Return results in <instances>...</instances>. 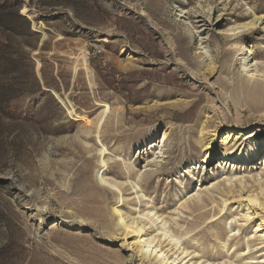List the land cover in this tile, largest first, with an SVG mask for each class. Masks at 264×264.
Returning a JSON list of instances; mask_svg holds the SVG:
<instances>
[{
	"label": "rangeland",
	"instance_id": "374dc122",
	"mask_svg": "<svg viewBox=\"0 0 264 264\" xmlns=\"http://www.w3.org/2000/svg\"><path fill=\"white\" fill-rule=\"evenodd\" d=\"M254 17H264V0H0V264H137L117 240L96 235L114 200L96 186L97 142L86 134L103 105L101 140L135 170L170 126L164 162L144 173L157 206L171 209L199 185L238 172L218 167L225 132L259 130L226 160L253 162L251 143L264 140V118L256 119L264 89L239 87L238 62L245 42L253 44L251 58L264 62L263 25L242 39L225 30ZM198 33L207 58L197 50ZM200 126L212 133L207 155L197 144ZM193 164L195 177L184 173ZM115 165L108 175L119 178Z\"/></svg>",
	"mask_w": 264,
	"mask_h": 264
},
{
	"label": "bare ground",
	"instance_id": "6f19581e",
	"mask_svg": "<svg viewBox=\"0 0 264 264\" xmlns=\"http://www.w3.org/2000/svg\"><path fill=\"white\" fill-rule=\"evenodd\" d=\"M181 11L180 13H182ZM258 25H263L260 31L262 30L264 33V17H254L249 22L233 24L225 30V33L230 37L234 36L237 39H242L244 34L257 29ZM198 34L200 38L197 50L203 52V58H207V44L204 41L206 38H202V34ZM253 50L251 42H245L240 47L238 69L243 76V81L239 78L238 85L240 87L241 85L255 83L264 89V62L260 61V63L254 60L253 57L251 58ZM211 64H213L212 59L205 66L209 68ZM230 83L233 82L231 81ZM225 102L223 103L225 104ZM261 106L264 109V104ZM238 107L234 105L233 110L236 111ZM263 109L258 111L259 116L257 118L253 114L256 119L262 120L264 118ZM108 110V106L103 105V109L98 119L95 120L93 128H89L87 132L85 131L87 135L94 134L97 142L96 148L94 147L96 154L95 166H97L93 171L96 186L103 192L109 193L111 198L114 199L110 201L109 205L105 202L107 205L105 209L106 218L104 222H99L101 230L99 232L96 230L99 242L117 240L116 242L119 244L118 249L124 250V248H128L130 254L127 256V259H130V257L134 259L135 257L137 264H264V155L261 157L259 163H255L260 159L261 152L264 150V140L258 142L252 138L254 140L251 143L253 149L250 150H253V162L249 161L248 155L240 158L236 164L232 162L231 165L226 161L231 158V152L235 150L236 145L243 143V138L259 135V130L246 132L245 134H242L240 130L225 132L220 142L223 159L218 164V167L223 169L228 165L231 170L235 167V171L238 170V172L236 171L235 174H231L230 171L228 172L229 174L223 175V178H221V175V180L215 177L211 182L204 184L203 187L199 185L197 189L194 188L196 190H193L192 193L188 192L182 195V197L180 196L181 198L177 200L176 204H173V208L165 209L157 206L155 199L151 198L150 194L146 192L144 173L147 174V171L148 173L154 172L153 170L158 171V167L160 168L161 163L164 162L162 151H164V143L171 132L170 126L165 125L166 127L164 126L165 128L158 139L148 144L147 150L150 151L151 157H146V164L143 166L142 171L135 170L132 161H125L120 159L119 156L110 154L107 145L101 140L103 128L108 120V116H106ZM208 116H211V114ZM223 116L225 117V115ZM235 116L237 118V111L235 112ZM89 125L92 126L91 124ZM200 127L198 142H196L200 145L201 152L205 151L207 155L208 152L206 151L209 149L208 145L211 139L208 134L212 133L204 132V126ZM213 132L216 134V131ZM257 156H259L258 159ZM116 159L120 160L119 163H116L117 166L115 164L112 165H115L118 168L117 170L121 172L119 178L115 176L117 179L108 175L112 166L109 167V162H113ZM201 162L200 168L201 170H205L203 166L205 160L203 159ZM196 168L197 164L188 166L184 173L195 177V171L199 166ZM238 173L239 176L236 175ZM67 183L65 185H68ZM67 210L74 213L71 208H67ZM93 210L91 208V213ZM103 212L101 213L103 214ZM86 221H83V223Z\"/></svg>",
	"mask_w": 264,
	"mask_h": 264
}]
</instances>
